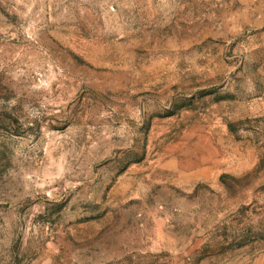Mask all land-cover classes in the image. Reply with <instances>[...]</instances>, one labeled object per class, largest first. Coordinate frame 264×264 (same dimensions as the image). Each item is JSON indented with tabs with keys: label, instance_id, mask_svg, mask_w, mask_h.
<instances>
[{
	"label": "rangeland",
	"instance_id": "obj_1",
	"mask_svg": "<svg viewBox=\"0 0 264 264\" xmlns=\"http://www.w3.org/2000/svg\"><path fill=\"white\" fill-rule=\"evenodd\" d=\"M264 0H0V264H255Z\"/></svg>",
	"mask_w": 264,
	"mask_h": 264
},
{
	"label": "crops",
	"instance_id": "obj_2",
	"mask_svg": "<svg viewBox=\"0 0 264 264\" xmlns=\"http://www.w3.org/2000/svg\"><path fill=\"white\" fill-rule=\"evenodd\" d=\"M255 264H264V255L261 256V257L259 258L258 262L255 263Z\"/></svg>",
	"mask_w": 264,
	"mask_h": 264
}]
</instances>
